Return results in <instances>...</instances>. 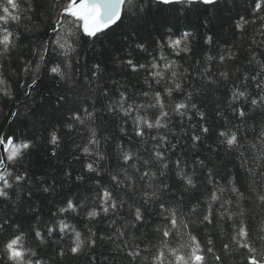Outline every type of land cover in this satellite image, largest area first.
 <instances>
[{"label": "trees", "instance_id": "1", "mask_svg": "<svg viewBox=\"0 0 264 264\" xmlns=\"http://www.w3.org/2000/svg\"><path fill=\"white\" fill-rule=\"evenodd\" d=\"M250 2L251 0H247V3L245 0H233V6L228 5L227 0H221L215 8L198 4L187 10H180L185 7L181 5L176 6V11H162L150 6L146 23L135 32L121 27L109 32L95 44L89 43L88 38L81 33L82 46L77 49L78 74L72 81H62L59 77L53 78L52 74L45 70L46 66L39 61L36 54L40 51L39 46L43 41L54 38L49 25L54 23L53 6L56 0H17L20 6L18 14L22 19L5 25L17 37V46L7 54H0V77L6 82L5 85H0V134H15L17 138H24L32 143L19 162L9 166V171L24 175L25 179L19 186L14 184L8 189L7 199L0 198V221H4V228L7 229L0 231V253L9 237L23 234V246L35 251V258L40 259L43 264H89L93 259L94 264H121L122 254H118L115 245L120 244L122 247L123 243L114 234V227L124 225L126 220H133L129 215L128 205L142 204L143 191H152L159 180H165L170 191L163 196L164 201L176 206L185 217L191 214L193 205L199 204L200 210L191 217L196 220L200 211L207 209V204L204 203L205 192L223 188L222 198L234 200L230 191L231 179L245 192L246 198L241 201V208L237 210L235 204L222 208L217 203L214 205L215 222L194 224L190 231L204 243L211 238L216 254L222 256L223 264H245L243 254L246 250L232 241V236L236 234L235 228L240 219H243L245 226L253 234L252 239L256 246L261 247L256 234L264 236V207L255 198V192L246 189L253 185L256 191H264V184H254L247 167L242 168L241 162L244 159L248 161V165H252L253 157H256L254 170H259L261 153L250 145L254 137L252 129L258 133L261 123L264 122V110L261 107L254 108L250 99L245 102L244 97L235 102L237 108H243L246 112L249 125L247 129H240L242 147L238 149L226 150V145L221 146L218 133L228 125L234 129L242 124L231 107L232 90H246L249 98L258 92L254 81L243 79L245 74L256 75L261 71L260 65L264 64V45L252 44L253 39L264 41V36L260 34L264 25L252 15L248 8ZM240 15H245L252 23L237 29L235 22ZM184 32L192 33L186 41L188 52L178 53L166 46L169 37L179 39ZM209 37L211 42H206ZM137 42L144 43L146 51L136 49ZM184 43L182 41V47ZM129 52L132 53V59L139 63L150 66L154 60L159 62L162 70L164 61L160 59L161 56L166 57L168 61H174L183 90L175 91L171 99L180 101L191 94V102L204 113V117L201 118L196 110L192 109L183 117L173 114L167 129H146V135L141 142L133 132L131 118L107 112L105 106L109 100L103 95L93 96L86 92L84 87L77 85V80L83 85L87 84L83 73L96 63L101 67V90L112 89L115 93L113 100L119 98V91H125L132 98L129 103L134 101L135 104H146L157 90L166 100L169 99L163 90L172 79L171 72H164L165 79L160 84L150 76L147 77L146 83L145 71L132 73L130 68L122 65L121 61L128 58ZM220 53L226 56L229 53L235 55L224 65H220L218 59L207 60L208 56L218 57ZM52 59L49 55L48 60ZM25 61L31 62L32 72L24 71ZM38 63L40 68L37 70ZM50 66L51 63L47 65L49 68ZM221 71L229 72L227 80L220 77ZM33 76L37 83L29 88L27 85L31 83ZM113 80L119 82V91L112 85ZM245 84L248 85L246 89ZM5 87L9 92L7 96L3 94ZM143 92H149V97H144ZM61 96L81 102L85 107L94 105L96 118H86L84 125L77 123L74 129L69 130L64 126L68 113L66 108L61 107L64 103L60 99ZM13 113L18 115L13 117ZM138 114L151 120L155 112L145 108L139 113L134 111L131 115L134 117ZM81 115L84 113L81 112ZM200 125L207 127L208 133H203ZM93 128L100 139L99 145L88 144L91 136L89 129ZM121 128L124 132L120 131ZM53 130L59 138L56 146L49 142ZM158 133L166 135L169 142L163 147L168 148L166 162L169 163L170 170L165 177L157 176V179L152 181L153 188L149 189L147 179L141 181L136 170L124 164L117 145L134 155L132 163H135L137 168L147 170L148 166L143 165V161L149 160L151 171L158 173L159 165L150 156L156 144L150 136ZM192 135H200L201 139L193 142ZM104 137L108 139L105 140ZM172 144L176 147L172 148ZM85 146L89 147L90 154L83 153ZM54 151L56 155L52 154ZM97 151L104 154L102 161L96 155ZM241 152L244 153L243 157ZM178 158L184 173L192 176L197 185L196 189L184 192V182L175 171ZM94 161L97 162L95 166L101 170L100 176L90 173L85 167L87 163ZM198 161H203V165ZM110 173L118 174L122 180L126 176H131L132 179L125 180L117 188L110 178ZM100 185L113 191L124 204L120 207L118 215L101 214L90 220L87 211L97 204L96 193ZM130 186L134 187L135 191ZM45 188L48 189L47 192L44 191ZM69 199L79 205L77 211L60 213L59 208L66 207ZM224 208H230L235 224L221 218L226 216ZM238 211H243L244 216L239 217ZM144 215V221L135 229L127 228L130 233L128 239H132L131 234L134 233L141 249L147 246L151 251H155L153 245L159 246L161 241L155 231L162 224L158 206H147ZM59 220H64L71 228L81 233L85 246L80 254L74 256L70 251H66L65 256L59 255L61 250L75 246L73 231L69 230L61 238L58 231ZM114 220L116 225L113 224ZM46 226H57V231L51 239L47 237ZM37 229L45 236L44 243L35 238ZM89 229L96 233L95 238L98 241L93 249L87 247ZM183 231L187 233L189 229ZM100 237H104V240L100 241ZM186 239V235L181 236L178 232L170 240V246L180 247ZM226 243L230 245L228 251L223 249ZM0 264H6V257L2 254ZM136 264H151L150 253L142 252Z\"/></svg>", "mask_w": 264, "mask_h": 264}, {"label": "snow or ice", "instance_id": "2", "mask_svg": "<svg viewBox=\"0 0 264 264\" xmlns=\"http://www.w3.org/2000/svg\"><path fill=\"white\" fill-rule=\"evenodd\" d=\"M247 3V0H245ZM221 0H56V4L53 6L54 13V23L50 24L51 33L53 39L43 41L41 43L40 51L36 54L39 56V61L43 63L46 67L45 70L52 74L53 78L59 77L62 81H72L78 74V69L76 64L79 61L77 54V49L82 46L83 36L88 38V42L95 44L103 36L108 35L109 32L115 29L126 27L127 29L135 32V30L146 23V16L150 6H155L160 8L162 11H176V6H185L180 10H187L193 5L203 4L205 6H210L215 8L216 5L220 4ZM228 5H233V0H227ZM234 6V5H233ZM248 8L251 11L255 19L259 20L262 25H264V0H251L248 3ZM20 12V6L17 0H0V54H7L13 50L17 44V37L15 34L5 25L11 22H19L22 16L18 13ZM252 21L247 19L245 15H240L235 22V27L240 29L243 25L251 24ZM246 31V29H245ZM260 34L264 36V28H261ZM192 35V33L184 32L179 39L168 38L166 46L171 48L176 52H188L189 48L186 41ZM182 41L185 42L182 47ZM206 42H211V37L208 38ZM264 45V41L252 40V44ZM135 48L140 51H146L145 44L142 42H137ZM53 57L52 61L48 60V56ZM235 53H229L227 56L224 53H220L218 57L208 56V61H214L218 59L220 65L226 64L227 61L232 60ZM163 63V70L161 69V64L157 61H153L150 66L139 63L132 59V53L129 52L128 58L121 61L122 65L130 68L132 73H139L141 70L145 71L146 79L145 82L148 83L147 77L150 76L157 84H160L162 80L165 79L164 72L170 71L172 79L169 81L168 85L164 87V94L169 99H165L160 91H154L152 94V99L146 104H135V102L129 103L132 99L125 91H119L120 85L118 81L113 80L112 85L115 86L116 90L119 91V98L113 100L112 97L115 95L112 89L103 88L101 90L99 81L101 77V67L99 64L93 63L86 73H83L84 79L87 81L86 85L80 83L79 80L76 81L77 85L84 87L86 92L91 95H103V97L109 100V103L105 106L106 111L114 115L122 114L123 118H131L133 120V132L140 141L143 142V138L146 135V129H167L168 122L170 121L173 114L183 117L189 109L196 110L197 115L201 118L204 117V113L200 112L195 103L191 102V94L185 96L184 100L176 101L171 99L175 91H182V83L179 82L178 73L175 70L176 64L174 61H168L166 57L161 56L160 58ZM255 56H253V61ZM51 63L50 68L47 65ZM261 71L256 75L249 76L244 75L243 79L245 81L251 80L256 84L258 92L253 94L251 98L246 93V90L233 89L232 90V103L231 107L234 114L238 115L242 124L237 125L234 129L231 125H228L225 130H221L218 133V138H220L221 146L226 145V150H236L242 147L240 129L244 127L247 129L249 125L247 124L246 112L243 108H237L236 103L241 97L245 98V102L250 99V104L255 107H261L264 110V64L260 65ZM40 68V64H36V69ZM25 72H32L31 62L25 61ZM187 71V70H185ZM240 71V69H236ZM220 77L227 80L229 78L228 71H221L219 73ZM5 80L0 77V85H5ZM37 80L33 76L32 81L27 86L32 88L36 85ZM215 83V81H213ZM96 85L94 88L93 85ZM174 85V87H173ZM245 89L248 87L245 84ZM3 94L5 96L9 95L6 87L3 89ZM27 95V93H26ZM144 97H149V92H143ZM64 103L61 105L62 108L67 109L68 119L65 121L64 126L69 130L74 129L75 125L79 123L84 125L87 119H95L94 113L96 112L95 106L90 105L85 107L83 103L78 101H73L71 98H66L65 96L60 97ZM246 106V104H245ZM152 109L155 112L153 119L149 120L147 116L131 114L135 111L140 112L141 109ZM81 112L84 115H81ZM13 117L18 114L13 113ZM203 133H208L209 129L200 125ZM124 132V129H120ZM254 133L253 142L250 145L251 148H256L258 152L261 153L259 156L260 165L259 170H254L256 157H253V164L248 165V161L242 159L241 167H247V171L250 177L253 178L254 184H264V122L261 123L260 131ZM91 133L88 139V144L99 145L100 139L97 137V131L89 129ZM105 140L108 137H104ZM150 139L155 141L156 144L152 149L150 154L151 158L159 165V172H152L149 160H144L143 165L148 166L147 170H142L137 168L135 163H132L134 155L129 151H124L120 145L117 148L120 150V157L122 158L125 165L136 170L139 174V179L145 181L147 179V188L152 189V181L159 177H165L167 171L170 170V165L167 161L166 153L168 151L167 147H163L168 144V139L166 135H151ZM192 141H199L201 139L200 135H192ZM57 132L53 130L50 133L49 142L56 146L58 144ZM31 141L24 138H17L15 134L3 135L0 134V149L3 150L5 156L0 158V198H8V189L12 188L13 185L19 186L20 182L25 179L24 175L14 173L9 171V166L18 163L23 157L25 152L30 149ZM172 148L176 145L172 144ZM83 153L90 154L89 147H83ZM56 155L55 151L52 153ZM96 155L99 160L102 161L105 157L104 154L97 151ZM241 157L244 153H240ZM97 162H89L85 165L90 173H95L100 176V168L96 167ZM199 164L203 165V161H198ZM176 175L184 182V192H188L192 189H196L197 185L193 182L192 176L184 173L181 167V161L178 158L175 162ZM211 175V174H210ZM110 178L113 181L115 187H119L121 183L125 180H131V176H126L123 180L118 176V174L110 173ZM81 179V177H77ZM99 183V182H98ZM229 183L231 186V193L234 196V200L223 199L222 193L223 188L219 190H212L210 192L204 193V203L207 204V209L200 211V215L196 220L191 217L196 215V212L200 210V205H193L192 212L189 216L185 217L183 213L179 212L176 206L170 205L168 202L164 201L163 196L170 191L169 184L161 179L156 184L152 191L147 189L141 193L142 204L132 203L129 204V215L133 217L132 221H125L124 225L115 226L114 234L119 240L122 241L123 246L120 244L115 245V250L121 255V264H136V261L141 258L142 252H149L151 256V264H223L222 256L216 254L214 241L209 238L206 243L198 239V236L193 234L190 229L194 224H213L215 222V208L214 205L219 203L223 208L225 205L235 204L237 210L241 208V201L244 200L245 192L241 191L236 183L231 179ZM132 187V186H130ZM135 191V188L132 187ZM247 191L255 192V198L260 202V205L264 207V191H256L253 185H249ZM44 191H48L47 188ZM97 204L92 208V210L87 211V216L90 220L100 216L101 214L107 216L109 213L114 215L119 214L120 207L124 204V201L118 198L115 193L109 188L100 185L96 193ZM153 205L158 206V215L161 217L162 224L156 228V233L160 236L161 241L159 246L153 245L155 251H151L147 246L141 249L140 244L137 243V237L134 233L132 239H128L130 233L127 228L131 227L135 229L138 224L142 223L145 219V211H147V206ZM79 205L75 204L73 200L69 199L67 201L66 207H60V213H67L69 211L76 212ZM226 213L225 217L222 219H227L236 221L230 210V208H224ZM238 216L243 217L244 212L238 211ZM116 225V221H113ZM189 229L187 233L183 230ZM19 229H17L18 231ZM71 230L75 234V246H70L67 250H61L59 252L60 256H65L66 251H70L74 256L80 254L82 248L85 246V242L81 239V233L75 231L69 224L64 220H59L58 231L63 235ZM0 231H7L4 228V221H0ZM57 231V226H46L47 237L51 239ZM264 231V229H262ZM181 236L187 237L186 242L181 244L180 247H171L170 240L174 238L177 233ZM235 235L232 236V241L237 242L239 247L245 249L244 255L245 264H264V236L256 234L257 239L261 242V247H257L255 241H253V234L249 231L248 227L245 226L243 219H240L239 224L235 228ZM96 233L89 229V235L87 237V247L93 249L98 241L95 238ZM35 238L41 243L45 242V236L42 232L37 229L35 230ZM100 241L104 240V237L99 238ZM23 234L13 235L9 237L2 249V254L6 257V264H43V262L35 258L37 253L30 249H27L22 244ZM223 249L228 251L230 249L229 244H224ZM87 254V253H85ZM89 264H94V259L89 261Z\"/></svg>", "mask_w": 264, "mask_h": 264}, {"label": "water", "instance_id": "3", "mask_svg": "<svg viewBox=\"0 0 264 264\" xmlns=\"http://www.w3.org/2000/svg\"><path fill=\"white\" fill-rule=\"evenodd\" d=\"M0 155H1V158H3L5 156V153L3 152L2 149H0Z\"/></svg>", "mask_w": 264, "mask_h": 264}]
</instances>
